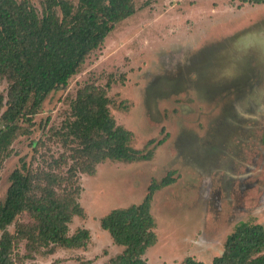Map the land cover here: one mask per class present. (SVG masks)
Returning a JSON list of instances; mask_svg holds the SVG:
<instances>
[{"label": "rangeland", "instance_id": "1", "mask_svg": "<svg viewBox=\"0 0 264 264\" xmlns=\"http://www.w3.org/2000/svg\"><path fill=\"white\" fill-rule=\"evenodd\" d=\"M28 1L41 13L43 0ZM134 2L136 13L115 25L69 84L19 123L3 155L0 202L16 169L69 174L76 143L63 133L86 85L106 90L111 116L132 133L131 146L150 157L105 160L93 174L77 173L83 215L73 217L68 236L88 230L82 247L35 240L33 217H17L7 228L15 264H111L124 248L101 219L141 204L149 186L166 176L173 181L151 203L157 241L147 264L188 257L213 264L239 225L264 227V4ZM8 90L3 80L0 127ZM66 189L64 183L60 192Z\"/></svg>", "mask_w": 264, "mask_h": 264}, {"label": "trees", "instance_id": "2", "mask_svg": "<svg viewBox=\"0 0 264 264\" xmlns=\"http://www.w3.org/2000/svg\"><path fill=\"white\" fill-rule=\"evenodd\" d=\"M242 1L264 4V0ZM135 13L134 0H78L77 4L43 0L41 13L28 0H0V84L3 80L9 83L0 127V171L19 123L35 113L51 93L67 86L115 25ZM106 94L102 87L86 85L72 103V120L63 133L76 143L67 176L26 166L12 173L6 198L0 202V264H15L14 236L7 228L25 213L35 220V240L67 248L86 245L90 240L88 230L68 236V224L74 216L83 215L77 201V173L93 174L96 165L105 160L133 162L150 157L131 146L132 133L117 125ZM4 105L0 91V111ZM172 181L166 176L160 183H152L141 204L114 209L101 219L102 228L124 248L111 264H147L145 254L157 241L151 203L156 191ZM64 183L68 189L60 192ZM182 264L206 263L188 257ZM213 264H264V227L239 225L227 237L224 252L213 259Z\"/></svg>", "mask_w": 264, "mask_h": 264}]
</instances>
